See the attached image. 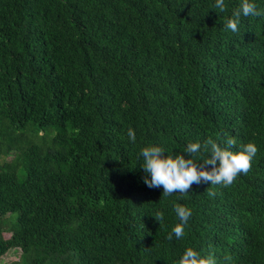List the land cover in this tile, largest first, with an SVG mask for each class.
<instances>
[{
	"label": "trees",
	"instance_id": "trees-1",
	"mask_svg": "<svg viewBox=\"0 0 264 264\" xmlns=\"http://www.w3.org/2000/svg\"><path fill=\"white\" fill-rule=\"evenodd\" d=\"M213 4L0 0V263L178 264L191 246L264 264V14L232 33L239 0ZM209 137L255 144L249 171L167 197L143 182L140 147ZM174 205L192 215L169 240Z\"/></svg>",
	"mask_w": 264,
	"mask_h": 264
},
{
	"label": "clouds",
	"instance_id": "clouds-1",
	"mask_svg": "<svg viewBox=\"0 0 264 264\" xmlns=\"http://www.w3.org/2000/svg\"><path fill=\"white\" fill-rule=\"evenodd\" d=\"M214 9L226 11V0H214ZM264 10L258 9L255 0H239L238 6L232 9L231 18L224 23L226 30L236 33L239 30L240 18L259 16ZM130 143L135 144L136 134L132 128L127 131ZM236 144L234 138H228L222 146L209 137L207 140L188 142L184 147V154H167L162 145L148 143L140 147L138 152L139 166L145 175L143 182L149 188L161 187L164 196L173 193H187L191 186L201 182L211 185L230 186L239 174H246L252 164L258 149L253 143L242 145L238 150L232 148ZM209 195L214 193L209 192ZM175 215L179 223L175 224L168 234L181 239L185 235L192 211L182 205H174ZM158 221L163 220V212L156 214ZM178 264H216L212 255H203L194 247H185L177 257Z\"/></svg>",
	"mask_w": 264,
	"mask_h": 264
},
{
	"label": "rangeland",
	"instance_id": "rangeland-1",
	"mask_svg": "<svg viewBox=\"0 0 264 264\" xmlns=\"http://www.w3.org/2000/svg\"><path fill=\"white\" fill-rule=\"evenodd\" d=\"M20 252L18 250H11L1 259L0 264H8L10 262L17 261L19 258Z\"/></svg>",
	"mask_w": 264,
	"mask_h": 264
}]
</instances>
